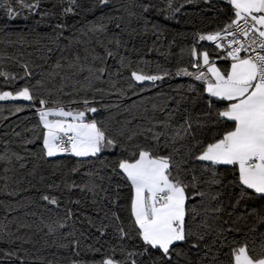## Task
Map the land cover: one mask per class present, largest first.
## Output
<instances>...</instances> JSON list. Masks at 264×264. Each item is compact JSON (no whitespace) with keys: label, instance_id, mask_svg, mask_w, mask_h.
I'll return each instance as SVG.
<instances>
[{"label":"trees","instance_id":"1","mask_svg":"<svg viewBox=\"0 0 264 264\" xmlns=\"http://www.w3.org/2000/svg\"><path fill=\"white\" fill-rule=\"evenodd\" d=\"M26 2L32 4L36 0ZM144 4L150 5L146 13L141 7ZM8 5L19 14L10 17ZM69 7L73 11L66 13ZM130 12L136 15L130 16ZM230 18L231 5L219 0L207 3L205 0H110L106 5H100L98 0H75V3L39 0V7L33 11L21 9L18 0H0V71L16 77H0V92L15 94L27 85L36 96L33 101H0V264H99L104 254L111 255L113 249L118 260L127 252L142 250L143 245L131 225L133 190L123 174L113 169L116 161L129 156L135 144L152 145L147 129L167 133L160 140L163 146L185 120L192 122L194 135L177 141L175 147L180 151L176 159L188 160L200 178V190L206 195L189 200L188 204L197 205L201 213L197 223L205 215L203 206L209 208L210 234L201 242L199 251L191 249L190 244L179 245L187 253L186 257H181V264H213L212 257L219 245L211 252L203 245L211 246L221 228H239V232L225 231L224 234L229 239L235 237L240 243L246 239L250 248L254 245L259 250L264 244V221L261 219L264 218V198L252 190H246L241 196L240 187L231 183L235 173L229 166L216 168L222 183L209 185L204 182L211 173L191 159L189 150L198 152L194 148L197 141L211 142L227 125L214 124L215 109L208 106L205 84L193 76L177 75L180 69L197 71L192 67L195 61L190 55L194 45L198 53L207 51L222 70L227 69L230 61L221 60L212 45L196 37L223 28ZM100 22L107 25L106 35L89 31ZM117 23L121 25L119 29L115 27ZM116 37L121 41L119 47L108 43ZM101 41L117 55L106 58V63L93 61L89 55L85 67L94 70L106 67L102 79L94 81L95 88L103 91H77L80 87L77 81H83L88 73L73 76L67 69V62L77 53L83 59L85 49H95V53L104 56ZM121 57L129 66H121ZM57 61L64 67L56 69ZM25 63L31 76L25 77ZM133 71L164 78L155 82L135 81L131 77ZM54 72L59 73L55 78L50 75ZM62 76L65 77L64 93L70 95L57 91L62 86ZM50 91L54 93L51 98ZM40 98L48 100V104L41 106ZM56 99L66 109L74 110H83L84 105L71 101L88 99L89 106L97 108V112H88L86 119H95L98 126L128 147V152L116 148L104 150L96 157L65 153L46 157L42 142L44 130L36 109L59 107L52 102ZM220 107L222 104L216 102V108ZM161 122L165 127L160 126ZM129 134H135L131 143L127 141ZM170 151L172 147H165L162 154ZM191 175L189 171L187 179ZM73 184L76 187H70ZM86 185H95L98 195L93 196ZM217 194L218 198L213 199ZM45 195L56 198L58 204L45 201ZM215 207H220L221 211L211 212ZM113 213L119 221L113 219ZM54 222L65 226L49 233L47 225ZM118 223L131 238H119ZM102 224L107 226L103 236L98 231ZM74 240L80 241L78 249L72 243ZM191 242H195V237ZM90 248H100L101 252L90 251ZM227 251V248L221 250L217 264L226 260L223 253ZM9 252L14 255H6ZM141 259L149 264L147 256L137 257L138 261Z\"/></svg>","mask_w":264,"mask_h":264},{"label":"snow or ice","instance_id":"2","mask_svg":"<svg viewBox=\"0 0 264 264\" xmlns=\"http://www.w3.org/2000/svg\"><path fill=\"white\" fill-rule=\"evenodd\" d=\"M110 0H98L100 5H106ZM191 2V0H189ZM209 2V0H205ZM21 9L33 11L39 7V0L36 3L29 4L26 0H18ZM75 3V0H70ZM232 8V18L223 28L208 34H197L198 41H211L218 49L226 48V57L232 63L230 68L221 70L214 61L210 60L207 51L198 53L195 45L190 49V55L194 58L192 67L196 68L195 73L188 72L187 69H180L177 75L184 74L193 76L196 80L205 84L204 92L208 97V106L215 109L214 124H225L227 127L222 133L215 135L211 142L204 144L197 141L194 148L198 152L189 150L188 155L192 160L200 162L204 171L211 173V176L204 181L209 185H218L222 181L218 178L216 168L218 166H229L235 173V179L231 182L241 189V196L246 194V190H252L261 198H264V0H227ZM143 12H148L150 5L141 6ZM8 15L15 17L19 13L10 5L7 6ZM71 7L65 9V12H72ZM130 16L136 15L133 12ZM145 23H147L145 21ZM117 29L121 27L120 23L115 25ZM89 31L91 33L107 34V25L104 22L93 25ZM99 39V37H98ZM226 42V43H225ZM109 44L120 46L118 37L110 39ZM104 56L95 53V49H85L83 59L77 53L73 59L68 60L67 69L73 76L87 71L83 81H77L80 85L79 90L103 91L95 88L94 81L101 80L107 69L105 66L96 68L85 67L88 56L91 55L93 61L102 60L106 63V58L115 57L117 53L103 45ZM51 51V49H49ZM243 53V55H242ZM122 67L124 58L121 57ZM25 77L31 76L27 63L23 65ZM64 67L57 61L55 68ZM206 68V71L204 70ZM55 78L58 72L50 74ZM167 75V73H165ZM0 77L6 79H16L9 76L8 73L0 71ZM135 81H157L164 77L162 75H144L136 71L131 73ZM22 79L24 77H21ZM62 86L57 90L64 93ZM40 84V81H37ZM114 86V85H113ZM131 87V85H130ZM49 92V98L53 96ZM70 95L71 93H64ZM24 99L33 101L36 96L25 85L17 90L15 94L10 91L0 92V101L8 99ZM48 100L39 99L41 106H46ZM59 107L47 108L41 107L38 110L43 132V148L46 157H55L58 154L69 153L76 157H96L102 151L107 149L120 148L122 152H128V147L122 144L116 136L109 134L105 129L98 126L95 119H86L88 112L95 113L97 108L90 107V101L73 100L70 103H82L83 110L66 109L59 99L52 101ZM216 102H220L222 107L216 108ZM20 109L18 108L17 111ZM56 117V119H49ZM161 127H165L163 122ZM151 133L152 145L142 146L135 144L127 158H120L116 161L115 168L130 183L133 190L131 198L130 213L131 225L135 230L136 238L143 245L140 251L127 252L122 260L116 259L115 249L112 254H104V258L99 264H145L144 260H137V257H148L149 264H181V257H186L179 245L190 244L191 249L197 251L201 248V242L205 241L209 235L207 222V213L209 208L204 207V217L199 223L197 217L201 215L197 205H189V200H195L196 197L203 198L206 193L200 190V178L195 175L194 168H191L189 161L181 158L176 159L180 149L175 147L177 141H183L186 137L193 134L192 122L185 120L184 124L176 128L173 134L168 137L164 145L160 144L162 136H166L164 131H154L147 129ZM124 135L123 132L120 133ZM135 134L127 135V141L131 143ZM172 147V151L162 154L163 148ZM75 171V170H74ZM191 171L190 179H187ZM70 187H76L75 184ZM87 191L93 196L98 195L96 186H85ZM84 190V189H82ZM191 190V194L190 193ZM213 196V199L218 198ZM45 201L56 205L58 201L54 197L43 196ZM79 203V201H77ZM239 203V201H237ZM220 207L211 208V212L219 213ZM256 210L253 209L254 213ZM70 218L72 213L68 211ZM113 219L119 221V217L113 213ZM264 221V218H261ZM227 223V222H225ZM27 225H21L26 227ZM60 222H54L47 225L49 233L56 231L57 227H64ZM107 226L101 225V236L105 234ZM204 229V231H201ZM116 231L119 238H131L125 231L122 224L116 225ZM239 232V228H221L216 232L212 245L204 244L203 247L208 252L217 244V253L213 255V264H217L219 254L222 249L228 251L223 255L226 260L220 264H264V244H261L259 250L253 245L251 248L245 239L240 243L235 237L229 239L224 233ZM69 235H72L71 233ZM195 237V242H191ZM78 249L79 240L72 242ZM67 246V245H65ZM90 251L101 252L100 248H90ZM152 253H156L155 256ZM12 256L14 253H7ZM207 256V252L205 253ZM75 264V262H74Z\"/></svg>","mask_w":264,"mask_h":264},{"label":"built area","instance_id":"3","mask_svg":"<svg viewBox=\"0 0 264 264\" xmlns=\"http://www.w3.org/2000/svg\"><path fill=\"white\" fill-rule=\"evenodd\" d=\"M210 45H212L216 50H217V52L220 54V59L221 60H224V61H231L229 58H224V57H226V51H227V49L226 48H224V49H218V48H216L215 47V44L213 43V42H211V41H207ZM226 43V42H225ZM242 55H243V53H242ZM38 110L39 109H36V112H38ZM65 154H69V153H65Z\"/></svg>","mask_w":264,"mask_h":264},{"label":"crops","instance_id":"4","mask_svg":"<svg viewBox=\"0 0 264 264\" xmlns=\"http://www.w3.org/2000/svg\"><path fill=\"white\" fill-rule=\"evenodd\" d=\"M225 1H227V0H225ZM210 60L211 61H214L215 63H216V66L217 67H219L221 70H222V68L220 67V64H219V62L217 61V60H212L211 58H210ZM231 63H232V61H230V63L228 64V67H227V69L228 68H230V65H231ZM205 71H206V68L204 69ZM223 71V70H222ZM22 99V98H21ZM48 108H54V107H48ZM40 109V108H39ZM38 113V112H37ZM38 118H39V113H38ZM49 119H56V117H49ZM39 121H40V118H39ZM40 124H41V122H40ZM42 126V125H41ZM44 138V137H43ZM42 142H43V139H42Z\"/></svg>","mask_w":264,"mask_h":264},{"label":"water","instance_id":"5","mask_svg":"<svg viewBox=\"0 0 264 264\" xmlns=\"http://www.w3.org/2000/svg\"><path fill=\"white\" fill-rule=\"evenodd\" d=\"M219 1L224 2L225 0H219ZM181 75L184 76V74H182V73H181ZM157 81H159V80H157ZM20 99H21V98H20ZM75 110H79V109H75Z\"/></svg>","mask_w":264,"mask_h":264}]
</instances>
